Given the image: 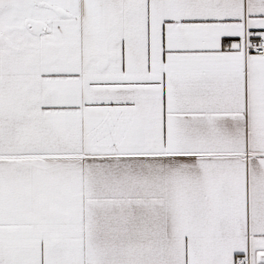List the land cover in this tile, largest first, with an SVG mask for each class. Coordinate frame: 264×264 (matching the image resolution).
Returning <instances> with one entry per match:
<instances>
[{"label": "snow or ice", "instance_id": "obj_1", "mask_svg": "<svg viewBox=\"0 0 264 264\" xmlns=\"http://www.w3.org/2000/svg\"><path fill=\"white\" fill-rule=\"evenodd\" d=\"M0 264H264V0H0Z\"/></svg>", "mask_w": 264, "mask_h": 264}]
</instances>
